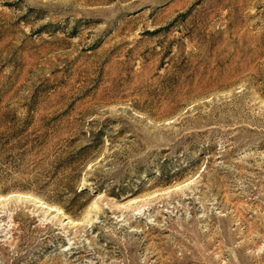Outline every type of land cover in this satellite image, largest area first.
Returning a JSON list of instances; mask_svg holds the SVG:
<instances>
[{"label":"rangeland","instance_id":"374dc122","mask_svg":"<svg viewBox=\"0 0 264 264\" xmlns=\"http://www.w3.org/2000/svg\"><path fill=\"white\" fill-rule=\"evenodd\" d=\"M0 264H264V0H0Z\"/></svg>","mask_w":264,"mask_h":264}]
</instances>
